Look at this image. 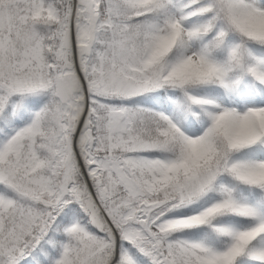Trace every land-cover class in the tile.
<instances>
[{
	"label": "snow or ice",
	"instance_id": "6c2138e0",
	"mask_svg": "<svg viewBox=\"0 0 264 264\" xmlns=\"http://www.w3.org/2000/svg\"><path fill=\"white\" fill-rule=\"evenodd\" d=\"M0 264H264V0H0Z\"/></svg>",
	"mask_w": 264,
	"mask_h": 264
}]
</instances>
